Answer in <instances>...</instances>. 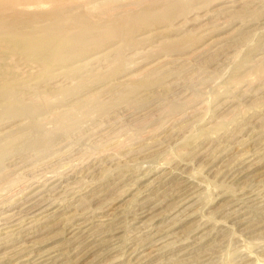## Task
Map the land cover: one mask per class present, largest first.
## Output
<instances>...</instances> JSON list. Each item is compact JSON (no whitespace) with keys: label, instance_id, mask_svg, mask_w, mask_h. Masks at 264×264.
I'll return each mask as SVG.
<instances>
[{"label":"rangeland","instance_id":"obj_1","mask_svg":"<svg viewBox=\"0 0 264 264\" xmlns=\"http://www.w3.org/2000/svg\"><path fill=\"white\" fill-rule=\"evenodd\" d=\"M158 1L0 0V264H264V0Z\"/></svg>","mask_w":264,"mask_h":264},{"label":"bare ground","instance_id":"obj_2","mask_svg":"<svg viewBox=\"0 0 264 264\" xmlns=\"http://www.w3.org/2000/svg\"><path fill=\"white\" fill-rule=\"evenodd\" d=\"M53 1H55V0H53ZM172 1L173 0H159L156 4L149 5L148 7H153V6H155V5L158 4V6L161 7V10H163V9L165 10L166 8L169 7V5L171 4ZM88 7L90 8V11H91V9H94V8L100 9V4H99V2H92V3L84 6L83 10L84 11H88L89 9L86 10ZM156 9H159V8H156ZM83 10L80 7L79 8H74L73 6L72 7L64 6V7L60 8V10L56 13L57 15L55 16V18H58V19L64 18V19H71V20H73V19L74 20L81 19V16H82L81 13H83ZM153 10L154 9H151V8L146 9L145 11L142 12L144 14L143 16L154 14ZM140 15H141L140 13H137V14H135L134 17H141ZM94 26H96V29H98V30L99 29H102V27H103L102 24H99V23L94 24ZM35 27H37V24L35 25ZM80 29H81V31H83L82 33H84V35H89V33H92L93 31H97L96 29H91V28H87V27L86 28H80ZM74 30L75 29H72L71 32H73ZM110 50H111V48H110ZM78 61H80V63H81L82 61H84V59H81V60H78ZM16 69H19V66L18 67L16 66ZM60 69H61V67L60 68H56L55 70H53L52 73L55 75V73L59 72ZM83 107H85V106H83ZM80 109H82V108H80ZM68 112L67 113L65 112V118L66 119H64L63 122H66L67 119H68V120H70V121L73 122L71 129L77 128L79 126V121H77L76 118H74ZM90 113H92L91 112V108L90 109L89 108L88 109L86 108L85 114L87 116H89ZM53 119L55 120V122H59L60 123L61 116H55ZM41 129H42V127H41ZM36 130H38V129H36ZM39 131H41V130H39ZM50 135H52V134H48V133L46 134L43 131L42 133L40 132V135H33L31 137L33 139H40V140L42 139L44 141V139H48L47 137L50 136ZM40 140H39V142H40ZM36 142L37 141L33 142V144H36Z\"/></svg>","mask_w":264,"mask_h":264}]
</instances>
